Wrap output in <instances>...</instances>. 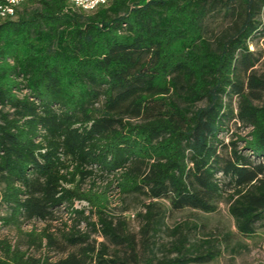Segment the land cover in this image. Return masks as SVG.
Segmentation results:
<instances>
[{
    "label": "trees",
    "instance_id": "trees-1",
    "mask_svg": "<svg viewBox=\"0 0 264 264\" xmlns=\"http://www.w3.org/2000/svg\"><path fill=\"white\" fill-rule=\"evenodd\" d=\"M263 17L264 0H38L1 23L0 228L26 248L0 240V264H209L184 226L155 258L165 216L226 202L240 236L264 226ZM231 123L248 132L226 142ZM113 193L144 201L137 235Z\"/></svg>",
    "mask_w": 264,
    "mask_h": 264
},
{
    "label": "rangeland",
    "instance_id": "rangeland-1",
    "mask_svg": "<svg viewBox=\"0 0 264 264\" xmlns=\"http://www.w3.org/2000/svg\"><path fill=\"white\" fill-rule=\"evenodd\" d=\"M262 22L264 24V17L262 18ZM225 23L221 17H217L211 19L208 22V26L212 29L225 27ZM249 50L255 52L256 56L261 59V63L257 69L264 71V38L255 37L249 46ZM247 132L248 130L231 123L228 132L220 138L227 142L229 140H235V136L243 137ZM1 190L2 186L0 185V192ZM143 203L142 198L136 195L123 198L113 193L111 197L110 207L112 214L116 217L123 218L127 222L130 234L137 235L139 232L141 224L138 214L141 213ZM227 208L228 204L222 202L215 214L204 215L191 211H182L165 216L159 233L150 238V242L155 244V247H151L150 251L157 260L165 257L174 258L175 255H169L167 251L169 245L174 242L170 231L176 226H184L183 231L189 234L191 244L206 241L209 242L213 250L219 251V256L209 264H264V226L258 225L254 235L251 237L240 236L235 229L232 218L227 213ZM5 213L6 211L1 206L0 215L3 216ZM59 222L57 221L52 224L53 229L58 230L60 228ZM32 227L40 231L44 225L31 224L24 227V230L29 231ZM94 238L97 242L105 243L99 237ZM3 239L10 241L12 244L20 243L22 249L26 248L22 245L24 241L19 238L16 230L12 227L0 228V240ZM137 240L139 241L140 238L137 237ZM204 246L205 248L207 247V245ZM110 248L113 249V247ZM29 251L36 257L42 256V254L47 255L52 261L59 257L51 251L35 252L32 249ZM137 252L140 257L144 256L143 254L145 253L149 255L140 245L137 248Z\"/></svg>",
    "mask_w": 264,
    "mask_h": 264
},
{
    "label": "bare ground",
    "instance_id": "bare-ground-1",
    "mask_svg": "<svg viewBox=\"0 0 264 264\" xmlns=\"http://www.w3.org/2000/svg\"><path fill=\"white\" fill-rule=\"evenodd\" d=\"M106 2H93L90 6H85V4H76V8L84 12L95 11L100 6H105ZM12 12H14V3L10 0H0V24L6 21H10L12 17Z\"/></svg>",
    "mask_w": 264,
    "mask_h": 264
},
{
    "label": "built area",
    "instance_id": "built-area-1",
    "mask_svg": "<svg viewBox=\"0 0 264 264\" xmlns=\"http://www.w3.org/2000/svg\"><path fill=\"white\" fill-rule=\"evenodd\" d=\"M12 3H14V12H12V17L10 21H13L16 19L17 12L25 5L30 4L31 2L38 1V0H19V2H14V0H10ZM93 2H106L108 3V0H70L71 6L76 9V4H85V6H90Z\"/></svg>",
    "mask_w": 264,
    "mask_h": 264
},
{
    "label": "clouds",
    "instance_id": "clouds-1",
    "mask_svg": "<svg viewBox=\"0 0 264 264\" xmlns=\"http://www.w3.org/2000/svg\"><path fill=\"white\" fill-rule=\"evenodd\" d=\"M14 2H17V3H18V2H19V0H14Z\"/></svg>",
    "mask_w": 264,
    "mask_h": 264
}]
</instances>
